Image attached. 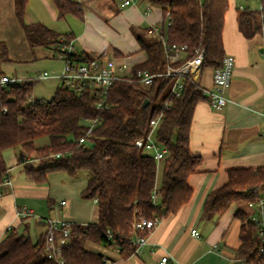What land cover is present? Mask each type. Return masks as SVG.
<instances>
[{"label": "trees", "instance_id": "16d2710c", "mask_svg": "<svg viewBox=\"0 0 264 264\" xmlns=\"http://www.w3.org/2000/svg\"><path fill=\"white\" fill-rule=\"evenodd\" d=\"M57 17L73 14L83 18V10L74 0H51ZM28 0H13L14 14L24 38L30 47L54 45L61 35L40 22L27 23L24 12ZM162 11V24L169 18V25L159 33L147 28L134 29L136 40L146 58L138 68L152 72L163 67L161 35L170 43H184L190 54L204 48V68L221 65L225 55L222 43L224 14L228 0H151ZM257 11L243 7L238 15L240 29L247 37L260 29ZM161 24V25H162ZM88 57V56H86ZM7 46L0 40V75L3 62L7 61ZM35 80L23 81L0 89V182L6 176L7 166L3 152L15 150L16 161L24 164L26 176L36 183L46 181L47 173L63 171L68 176H85L86 185L80 195L96 199L97 221L85 226L75 225V235L64 248L67 264H105L100 252L83 246L85 240L107 244L104 231L108 228L123 238L120 253L131 254L134 246L129 243L134 234L132 222L139 216L161 218L176 212L186 203L192 188L187 182L200 163V157L189 150V132L192 113L199 100H205L191 80H185L181 95L169 94L172 78L157 76L149 85L118 80L107 92L108 107L98 108L93 90L76 92L57 85L52 97L30 103ZM144 99L148 103L142 106ZM168 100L156 139L168 154L160 161L134 145L149 128L150 119L160 111V104ZM3 108H6L3 111ZM98 117L101 121L84 144L76 138L83 135V119ZM45 139L44 143L38 140ZM59 153L58 157L51 154ZM39 161L34 166L33 160ZM26 160H30L25 163ZM160 168L159 181L156 177ZM86 171L88 173H81ZM8 174V173H7ZM227 181L212 189L205 197L202 218L212 219L235 204V216L240 219V245L236 257L251 264H264V247L258 225L248 219L243 209L248 201L264 195V165L238 167L227 170ZM155 188L157 205L151 202ZM43 234L35 241L23 228H9L0 239V264H55L42 251Z\"/></svg>", "mask_w": 264, "mask_h": 264}, {"label": "crops", "instance_id": "0c3cea01", "mask_svg": "<svg viewBox=\"0 0 264 264\" xmlns=\"http://www.w3.org/2000/svg\"><path fill=\"white\" fill-rule=\"evenodd\" d=\"M74 1L83 10L82 19L69 13L58 18L51 0H28L24 20L40 22L62 36L68 35L74 49L84 56L125 57L136 65L145 60L133 29L161 25L162 11L158 6L152 5L145 12L142 0L122 9L116 6V0ZM240 6L251 7L248 0H228L222 29L224 54L234 57L231 85L226 93L231 99L219 110L199 100L192 113L189 150L200 157V163L187 178L192 188L189 200L176 212L159 219L137 255L124 257L121 247L89 241L87 248L100 252L105 264H158L163 254L170 256V264H251L235 255L240 245V219L235 216V204L212 219L202 218L206 195L227 181L228 169L264 165V37L260 29L250 37L241 31ZM10 26L22 31L13 0H0V40L4 41ZM211 75V68H204L199 83L211 85ZM8 150L3 157L11 184L0 187V239L9 228H24L35 241L43 234L47 217L66 219L74 226L97 221L96 202L80 195L86 185L85 176L70 177L63 171H51L45 182H33L26 176L24 164L17 163L15 150L7 159ZM31 164L38 165L39 161L35 159ZM156 177L159 181L160 168ZM21 208L30 209L32 215L19 217L17 211ZM243 209L246 213L251 211L247 205ZM192 229L197 235L191 233Z\"/></svg>", "mask_w": 264, "mask_h": 264}, {"label": "built area", "instance_id": "2783aa9c", "mask_svg": "<svg viewBox=\"0 0 264 264\" xmlns=\"http://www.w3.org/2000/svg\"><path fill=\"white\" fill-rule=\"evenodd\" d=\"M136 0H116V6L120 9L130 6ZM259 8L256 9L257 17L260 24L261 34L264 37V0H257ZM241 7V6H240ZM242 8V7H241ZM151 9L150 5H145V12ZM169 18L162 25H151L149 32L159 33L161 27L166 28L169 25ZM161 46L163 55V67L159 71L152 72L145 68H138L136 64H132L125 57H86L78 53L71 44V41H66L63 37L59 38V44L56 48V58L60 59L62 66L60 72L54 73L51 71L37 72L34 77H29L32 80H40L46 77H54L59 79L61 86L72 89L76 92L84 91L85 89L93 90V98L95 99L98 108L108 107L107 92L111 84L118 80L134 81L143 85H149L157 76L172 78L169 94L173 97H178L184 87L185 80H191L197 84L202 94L205 96V101L210 107L219 110L231 99L227 96V90L231 85L232 72L234 68V57L230 54H225L222 58L221 65L211 68V85L205 86L199 83L200 75L204 69V48H199L190 54L188 46L184 43H170L166 40L165 35H161ZM264 53V41L261 45ZM25 78L17 75L2 74L0 75V89L8 85H13L23 81ZM42 99H36L32 94L28 97V101L33 103ZM170 105L168 100L160 104V111L153 116L149 121L148 131L141 137L134 140V145L149 153L156 163L168 154L167 148L156 139L157 129L163 120L164 110ZM6 108H3L5 111ZM98 117L83 119V135L76 138L78 144H84L86 139L93 129L100 123ZM261 129L264 133V109L262 110ZM51 157H58L59 153L51 154ZM30 160H26L27 163ZM3 184H11V181L6 173V176L0 182V187ZM96 202V199L94 198ZM151 202L154 206L157 205V195L155 188L152 190ZM65 201H61L64 204ZM247 207L251 209L248 213V219L259 227V234L264 240V195L256 197L254 200L247 202ZM17 215L21 218L32 215V211L27 208L18 209ZM159 217L153 216L147 218L139 215L133 222L132 228L134 234L129 240V243L134 246L133 254H139L140 248L147 242L148 234L153 230L159 221ZM46 228L43 232L42 251L47 259L55 264H67L64 258V248L70 243L71 238L75 235L73 231L74 224L62 218L47 217L45 220ZM193 235H197L195 229L191 230ZM109 243L121 247L123 244L122 236L115 234L110 229L104 231ZM264 254V247L259 248L258 255ZM158 264H170V256L163 254L158 260Z\"/></svg>", "mask_w": 264, "mask_h": 264}, {"label": "rangeland", "instance_id": "374dc122", "mask_svg": "<svg viewBox=\"0 0 264 264\" xmlns=\"http://www.w3.org/2000/svg\"><path fill=\"white\" fill-rule=\"evenodd\" d=\"M248 1L251 6L250 8H259V2L257 0ZM142 2H144V4L150 5V7H152L153 5L151 0H142ZM2 12L4 15L5 11ZM3 40L5 41V44L7 46L8 60L2 63L1 69L6 74L17 75L21 78H29L34 77L37 72L42 71H47L48 73H50L51 71H54V73L60 72L62 62L60 59L56 58V49L54 45H49L47 47H30L26 43L21 29L19 32H17L11 26L9 27L7 33H5ZM103 57L107 58V55L105 54V56ZM59 84V79L54 77H46L40 80H36L32 86L31 94L36 99L47 101L52 97L56 86ZM38 142L44 143L45 139L42 138L38 140ZM12 155L13 151L8 150L6 154L7 159L9 158V156L12 158ZM81 173L88 172L83 171ZM27 234H31L32 236V233L30 232H27ZM31 238L34 239L35 237L33 236ZM87 245H90L89 241H85V244H83V246L86 248Z\"/></svg>", "mask_w": 264, "mask_h": 264}, {"label": "water", "instance_id": "95a60500", "mask_svg": "<svg viewBox=\"0 0 264 264\" xmlns=\"http://www.w3.org/2000/svg\"><path fill=\"white\" fill-rule=\"evenodd\" d=\"M148 102H149L148 99H144L142 106H145Z\"/></svg>", "mask_w": 264, "mask_h": 264}]
</instances>
